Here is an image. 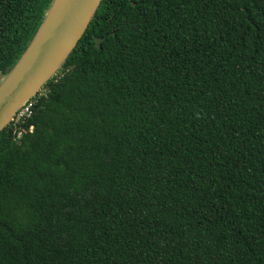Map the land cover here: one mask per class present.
<instances>
[{"label":"trees","instance_id":"1","mask_svg":"<svg viewBox=\"0 0 264 264\" xmlns=\"http://www.w3.org/2000/svg\"><path fill=\"white\" fill-rule=\"evenodd\" d=\"M51 2L0 0V75ZM42 88L0 131V264H264V0H101Z\"/></svg>","mask_w":264,"mask_h":264},{"label":"water","instance_id":"2","mask_svg":"<svg viewBox=\"0 0 264 264\" xmlns=\"http://www.w3.org/2000/svg\"><path fill=\"white\" fill-rule=\"evenodd\" d=\"M101 0H52L18 60L0 80V131L35 97L77 44ZM95 47L103 37L93 36Z\"/></svg>","mask_w":264,"mask_h":264},{"label":"built area","instance_id":"3","mask_svg":"<svg viewBox=\"0 0 264 264\" xmlns=\"http://www.w3.org/2000/svg\"><path fill=\"white\" fill-rule=\"evenodd\" d=\"M34 104L33 98L26 101L14 114L12 122L14 123V126L17 125V123L22 122L27 117H29L32 114V106Z\"/></svg>","mask_w":264,"mask_h":264},{"label":"rangeland","instance_id":"4","mask_svg":"<svg viewBox=\"0 0 264 264\" xmlns=\"http://www.w3.org/2000/svg\"><path fill=\"white\" fill-rule=\"evenodd\" d=\"M3 78V76L2 75H0V80ZM39 91H41V93H44V89L43 88H41Z\"/></svg>","mask_w":264,"mask_h":264}]
</instances>
